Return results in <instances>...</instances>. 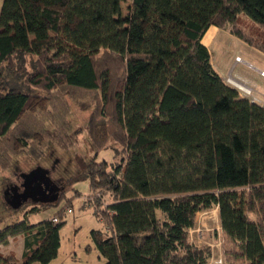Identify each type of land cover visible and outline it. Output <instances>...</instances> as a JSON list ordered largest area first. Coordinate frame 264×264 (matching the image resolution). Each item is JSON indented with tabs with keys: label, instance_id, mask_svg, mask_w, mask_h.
<instances>
[{
	"label": "trees",
	"instance_id": "obj_1",
	"mask_svg": "<svg viewBox=\"0 0 264 264\" xmlns=\"http://www.w3.org/2000/svg\"><path fill=\"white\" fill-rule=\"evenodd\" d=\"M121 7L122 0L3 1L0 172L16 157L44 159L55 140L74 147L69 96L91 111L95 157L81 178L97 202L113 198L95 208L110 235L92 232L106 264H208L209 250L191 244L188 231L214 205L225 264H264V107L227 84L202 43L212 26L230 25L264 54V0H132L125 25ZM242 16L258 28L256 38L239 28ZM107 148L117 162H97ZM63 196L31 213L58 207ZM28 215L0 231V246L25 238L22 259L0 254V264L58 257L65 223L32 225Z\"/></svg>",
	"mask_w": 264,
	"mask_h": 264
},
{
	"label": "rangeland",
	"instance_id": "obj_2",
	"mask_svg": "<svg viewBox=\"0 0 264 264\" xmlns=\"http://www.w3.org/2000/svg\"><path fill=\"white\" fill-rule=\"evenodd\" d=\"M131 8L132 0H122L119 16L121 25L129 22L128 13ZM238 26L247 37L256 38L258 28L249 19L242 16ZM231 30L232 26H226L209 48L214 70L227 80L231 78L243 83L248 77L260 82L262 77L260 72H264V54L234 36ZM237 58L242 61L237 62ZM248 65H252L253 68ZM235 84L237 83L232 80V84L229 86L237 89ZM239 93L244 97L241 91ZM66 100L69 105L70 135L78 133L76 144L74 147L66 148L58 140H55L44 159L38 161L26 156L16 157L10 169L0 172V231L24 221L27 214H29L27 219L32 225L58 217L61 223H65L60 233L61 247L58 257L49 264H106V260L97 249L92 232L101 231L105 236L110 235L109 227L104 226L102 222L104 219L97 217L95 208L100 202L102 209H105L112 203L113 198L110 195H102L97 202L95 198L99 194L94 195L89 181L81 178L85 167L95 157L94 148L87 134L91 111L84 112L78 103L69 96H66ZM47 128L54 134L52 124L49 123ZM110 146L118 147L113 142L110 143ZM103 161L109 164L117 162L112 148H107L98 154L97 162ZM36 170H40L46 179L60 191H54L51 194L46 188L45 181L39 179L34 183L33 179L30 180L27 175ZM39 176L41 175L36 174L34 178H41ZM41 186L42 190H46L48 201L54 200L60 192V197H62V193L64 196L58 207L41 208L39 214H32V209L42 203L39 193ZM26 193L29 198H26V201L21 199L22 201L18 202L17 198L20 195H26ZM54 203L55 201L50 204ZM67 210H71L73 213L68 215ZM62 211L65 213L61 216L58 215ZM188 237L194 246L209 250L211 253L210 264L220 257L225 261V239L217 207L210 211L203 210L197 214L195 227L188 233ZM218 242H223V246L218 247ZM23 243H25V238L23 242L21 237V239H15L10 245L11 247L0 246V254L13 255L16 260H20L24 253Z\"/></svg>",
	"mask_w": 264,
	"mask_h": 264
},
{
	"label": "crops",
	"instance_id": "obj_3",
	"mask_svg": "<svg viewBox=\"0 0 264 264\" xmlns=\"http://www.w3.org/2000/svg\"><path fill=\"white\" fill-rule=\"evenodd\" d=\"M3 1L4 0H0V11H1V8H2V5H3ZM221 31H222V29H219L217 27L212 26L208 30V32L206 33V35L204 36V38L202 40L203 45H205L209 49L210 46L215 42V40L217 39V37L219 36ZM220 76L225 81L227 80L222 75H220ZM257 79H259V78H257ZM260 79H261V81L259 82V80H252V79L246 77L245 78L246 81H244L243 83H240V82H238L237 80H234V79L233 80L235 82H238L241 86H243V88H250L252 90L253 97H255L259 101L257 104L262 106V107H264V78L261 77ZM243 96L249 99V97H247L246 94H243ZM21 237H22L23 242H24V237L23 236H19L17 238L11 239L10 242H9V245L7 247H9L15 239H19V238L21 239ZM23 247H24V243H23ZM4 255H6V254H4ZM21 259H22V257H21ZM20 260H18V261H20Z\"/></svg>",
	"mask_w": 264,
	"mask_h": 264
},
{
	"label": "built area",
	"instance_id": "obj_4",
	"mask_svg": "<svg viewBox=\"0 0 264 264\" xmlns=\"http://www.w3.org/2000/svg\"><path fill=\"white\" fill-rule=\"evenodd\" d=\"M241 61H242V60H241L240 58H237V62H241ZM248 66H249L250 68H253L252 65H248ZM260 75L264 78V72H263V71L260 72ZM232 80H233V79L228 78V80L226 81V82H228L227 84H228V85H231V84H232ZM233 81H234V80H233ZM235 83H236V82H235ZM233 84H234V83H233ZM235 87H236L239 91H241V93L246 94V96L249 97V99H250L252 102H255V103H258V102H259L255 97H253L252 90H251L250 88H241V87H240L239 85H237V84H235ZM216 207H217V210L219 211V207L216 206V205H214L212 208H216ZM212 208L207 209L206 211H210ZM65 211H66V210H65ZM66 213H67L68 215H70V214H72L73 212H72L71 210H67ZM199 213H200V212H199ZM199 213H198V214H199ZM219 218H220V214H219ZM52 221H53L55 224L60 223L58 217H54V218H52ZM220 223H221V220H220ZM194 227H195V223H194ZM194 227L191 228V229L188 231V233L191 232V231H193ZM221 228H222V227H221ZM217 246H218V247H222V246H223V242H218ZM211 247H213V246H211ZM209 253H210V252H209ZM210 259H211V253H210V258H209L208 264H210ZM211 263H212V264H225V261H224V259H223L222 257H220V258L217 259V260H213Z\"/></svg>",
	"mask_w": 264,
	"mask_h": 264
},
{
	"label": "water",
	"instance_id": "obj_5",
	"mask_svg": "<svg viewBox=\"0 0 264 264\" xmlns=\"http://www.w3.org/2000/svg\"><path fill=\"white\" fill-rule=\"evenodd\" d=\"M36 174H39V175H41V176H39V177H41V178H34L35 177V175ZM27 176H29V179L30 180H32L33 179V181H34V183H36L37 181H39V179L40 180H43V181H45L46 182V188H48L47 190H49V192L52 194L54 191H60L57 187H55L54 186V184L53 183H51L50 181H48V179H46V177H45V175L40 171V170H36V171H33V173H31V174H29V175H27ZM26 176V177H27ZM31 185V184H30ZM38 185H40V184H38ZM51 186V188H49ZM40 189V188H39ZM39 193H40V197H41V199L40 200H42V201H40V202H42L41 203V205H43V204H50V203H52V202H57L59 199H60V193H59V195L54 199V200H52V201H48V199H46L48 196L46 195V190H42V186H41V189L39 190ZM26 198H29L28 197V193H26V195H20L18 198H17V200H18V202H20V201H26ZM22 199V200H21Z\"/></svg>",
	"mask_w": 264,
	"mask_h": 264
},
{
	"label": "bare ground",
	"instance_id": "obj_6",
	"mask_svg": "<svg viewBox=\"0 0 264 264\" xmlns=\"http://www.w3.org/2000/svg\"><path fill=\"white\" fill-rule=\"evenodd\" d=\"M237 83V85H239L241 88H243V86H241L238 82H236Z\"/></svg>",
	"mask_w": 264,
	"mask_h": 264
}]
</instances>
